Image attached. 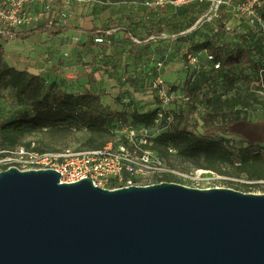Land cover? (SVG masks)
<instances>
[{
    "label": "water",
    "instance_id": "1",
    "mask_svg": "<svg viewBox=\"0 0 264 264\" xmlns=\"http://www.w3.org/2000/svg\"><path fill=\"white\" fill-rule=\"evenodd\" d=\"M0 264H264V193L0 170Z\"/></svg>",
    "mask_w": 264,
    "mask_h": 264
},
{
    "label": "rangeland",
    "instance_id": "2",
    "mask_svg": "<svg viewBox=\"0 0 264 264\" xmlns=\"http://www.w3.org/2000/svg\"><path fill=\"white\" fill-rule=\"evenodd\" d=\"M143 2L144 0H75L69 15L62 21L58 20L57 25H69V21L75 25V21L77 22L81 17L95 15L97 9L98 11L106 9L108 16L122 14L130 17L133 13L137 12L139 6L144 7ZM55 5L60 7V2L57 0ZM150 10L149 13L156 15L157 44L155 55L157 59L168 60L169 58L180 56V61L185 63L187 61L186 52L198 53L203 48L202 43L204 41H214L229 52L242 51L244 53V58L240 63L232 65L226 71L214 72L212 63L207 60L204 52H200L197 61L194 64H188L184 76L179 78L180 75L172 82L173 85H176L174 88L176 96L171 107L175 108L173 111L176 110V112L180 109H189V119L192 123L189 126V130L196 134L204 133L212 137H221L222 134L217 128L220 122H214L206 126L202 122L197 124L195 120L203 117L205 110H207L205 107L206 98L230 94L237 85H243L246 82H249L253 88L258 87L256 86L259 79L258 69L264 60V35L259 31H254L246 24H243L238 29L239 31L225 32L224 22L228 16L226 8L221 9L218 15L212 17L208 13V6L206 4L187 5L167 11L159 8ZM130 24L135 23L131 21ZM131 34L127 39L134 45L136 42L130 39ZM163 42L164 44H161ZM4 45L5 54L14 53L25 56L30 51L29 48H24L23 44L17 39L8 40ZM179 46L185 48L186 52L179 54ZM170 48L172 49L171 51H169ZM134 51L133 48L130 49L131 55L135 53ZM196 69H200V71L197 72ZM185 78L186 80H184ZM106 88L108 91L103 92L105 98H115V103H117L112 108L113 111H123V119L120 120L119 117H114L108 124L109 130L113 133L108 137L110 142H115L119 139L124 123L132 122L131 111L136 110L143 113L158 106L154 90L146 82L141 87L133 85L132 82L125 87H117L119 90L113 93L110 92V89L113 87ZM257 93L259 98L263 97L264 92ZM182 96H187L188 98L185 99ZM26 110H28L27 106L17 100L14 90L0 86V123L19 118ZM241 115L245 116L252 123V126H249L248 129L242 130L243 133L252 140H263L264 109L259 104L251 103L242 109ZM172 121L177 122L175 119ZM166 123L168 121L162 119L155 123L152 126L154 128V135H159L162 131H165ZM179 124L180 126H184L182 120ZM86 137H88V133L85 131H71L62 135L58 140L49 141L46 138L45 141L49 143L50 147L59 151L66 149L76 150L87 148L85 145ZM226 137L232 139V142L236 146L244 145V142L237 135ZM40 138H45V135L41 132L32 135L29 139L34 145H37ZM172 145V151L160 145L165 150L163 151V157L169 166L186 172L202 169L198 166L204 162L202 156L183 155L179 153L176 142H172ZM262 146L264 152V142ZM212 172L194 180L180 182L176 177L173 179L178 183L190 187H226L244 192L246 191L243 188H238L237 183L253 182L247 180L244 176ZM248 192L264 193V185L260 187L252 186Z\"/></svg>",
    "mask_w": 264,
    "mask_h": 264
},
{
    "label": "trees",
    "instance_id": "3",
    "mask_svg": "<svg viewBox=\"0 0 264 264\" xmlns=\"http://www.w3.org/2000/svg\"><path fill=\"white\" fill-rule=\"evenodd\" d=\"M261 15L264 18V10ZM71 28L78 27L33 23L26 31H23L21 36L36 32H47L54 35ZM234 31L239 30L235 29ZM19 34V32L15 33L16 36ZM5 42L6 40L0 41V86L14 90L17 100L25 104L28 110L24 111L17 119L0 123V150L25 146L37 151H57L58 149L50 147L45 139L55 141L71 131L88 133L85 144L87 148L85 149L100 148L110 142L108 137L113 133L109 130L108 124L114 117L123 119V111H113L108 103L103 105L101 98L91 91L75 93L64 89L56 80L49 82L44 76L9 65L3 58ZM202 46L201 50L205 49L213 55L215 61L220 62L221 67L213 69L214 72L226 71L244 58L242 51L229 52L214 41H204ZM260 68H264V60ZM184 69L187 68L184 67ZM196 71L199 72L200 69H196ZM262 83L264 84V72ZM175 86L174 84L171 88L173 87L174 90ZM256 88L246 82L243 85H237L230 94L206 98L205 107L207 110L203 117L197 118L195 121L197 124L202 122L206 126L220 122L217 128L222 134L221 137H212L204 133L196 134L190 131L189 126L192 124L189 119L190 111L189 109H180L177 112L176 110L171 111L172 118L166 123L165 131L153 137L150 148L163 157L165 150L160 145L169 150L173 147L172 142H176L179 153L203 157L204 162L198 165L200 168L218 174L244 176L247 180L253 181L252 183H237L238 188H243L248 192L252 186H263L264 152L262 143L264 139L252 140L243 133L245 129L252 126V123L241 115L242 109L251 103L259 104L264 109V95L259 98L257 93V90L264 92V87ZM156 110L157 107L143 113L136 110L131 111L132 122L124 123L121 131L125 125L152 127L155 124ZM173 119L177 122H173ZM162 120L165 119L162 118ZM181 120L184 122V126H180ZM40 132L45 135V138H40L37 145L31 146L32 141L29 138ZM232 135L239 136L244 145L236 146L232 139L226 137ZM122 136L121 132L119 138L122 139ZM173 178L174 176L170 174H164L158 181L176 182Z\"/></svg>",
    "mask_w": 264,
    "mask_h": 264
},
{
    "label": "built area",
    "instance_id": "4",
    "mask_svg": "<svg viewBox=\"0 0 264 264\" xmlns=\"http://www.w3.org/2000/svg\"><path fill=\"white\" fill-rule=\"evenodd\" d=\"M56 1L0 0V37L14 36L20 28L28 27L32 21H43L48 26L54 25L55 18L51 14ZM58 1L61 5L58 19L62 21L69 15L75 0ZM200 4L208 6L211 17L218 15L221 9H227L225 32L239 29L246 24L264 35V18L261 15L264 10V0H144L143 2L146 8H159L166 11ZM94 41L103 42L104 38L97 36ZM200 52L205 53L213 69L221 67L220 62L215 61L208 51L203 49ZM200 52L196 54L186 52L187 61L184 67L194 64ZM163 65V61H156L149 69L151 72L149 85L158 100L155 123L162 118L170 121L171 111L175 109L171 106L176 92L163 78ZM263 72L264 68H260L257 86L264 87ZM257 92L263 93L262 90ZM122 133V139L119 138L115 142H108L103 147L94 149L37 151L25 146L2 149L0 150V170L6 166H16L20 169L53 168L60 173V182L72 183L87 177L94 184L105 188L145 185L157 182L164 174H170L182 182L213 173L205 169L186 172L169 166L157 151L150 148L155 136L152 127L125 125ZM33 145L32 143L31 146ZM169 151H172V148H169Z\"/></svg>",
    "mask_w": 264,
    "mask_h": 264
},
{
    "label": "crops",
    "instance_id": "5",
    "mask_svg": "<svg viewBox=\"0 0 264 264\" xmlns=\"http://www.w3.org/2000/svg\"><path fill=\"white\" fill-rule=\"evenodd\" d=\"M60 8L61 5H55L51 14L55 18V26H58ZM150 9L139 6L130 17L122 14L108 16L106 9H97L95 15L83 16L75 21V25L69 21V26L78 28L54 35L36 32L22 37L23 31L33 23H44L32 21L30 26L17 31L19 36L0 37L1 42L19 40L24 48L30 49L28 54L4 53L3 58L17 69L44 76L49 82L56 80L67 90L75 93L91 91L101 98L103 105L108 103L110 108H114L117 104L115 98L109 99L103 95V92L108 91L106 87H113L110 89L113 93L119 90L117 87L122 88L132 82L140 87L144 82L149 84V69L156 61H163L162 74L168 85H173L175 78L185 74L180 56L168 60L157 59L156 15L149 13ZM131 21L135 24H130ZM130 34V39L136 42L134 45L127 39ZM97 36L103 37L104 41L95 42ZM131 48L135 50L133 55ZM182 52H186V49L179 46V54Z\"/></svg>",
    "mask_w": 264,
    "mask_h": 264
}]
</instances>
